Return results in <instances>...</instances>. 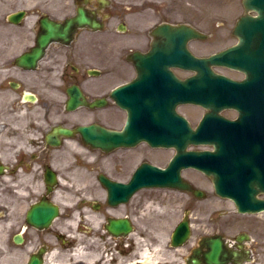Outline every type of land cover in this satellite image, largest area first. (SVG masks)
Wrapping results in <instances>:
<instances>
[{
	"label": "flooded vegetation",
	"instance_id": "af4514ba",
	"mask_svg": "<svg viewBox=\"0 0 264 264\" xmlns=\"http://www.w3.org/2000/svg\"><path fill=\"white\" fill-rule=\"evenodd\" d=\"M123 1L0 0V264L140 262L158 245L155 204H173L176 191L218 203L208 231L186 244L190 253L206 252L213 238L225 264H264V222L240 226V216L264 212H241L204 172H180L202 198L138 188L145 165L164 179L179 153L213 152L232 157L237 182L264 201V22L240 26L259 16L245 0L217 6L219 17L235 19L210 18L205 0ZM124 35L134 41L122 43ZM135 110L150 114L156 144L103 149L85 140L138 137L143 120L136 132L129 126ZM206 118L208 130L193 140ZM242 167L252 169L244 180ZM167 246L175 249L169 238Z\"/></svg>",
	"mask_w": 264,
	"mask_h": 264
},
{
	"label": "water",
	"instance_id": "95a60500",
	"mask_svg": "<svg viewBox=\"0 0 264 264\" xmlns=\"http://www.w3.org/2000/svg\"><path fill=\"white\" fill-rule=\"evenodd\" d=\"M246 10L249 11L250 8L258 11L259 16L253 17L250 15L243 16L241 18L240 26H242L247 21L257 20L259 22H264V1L262 0H245L244 1ZM78 24L80 26L87 24V21L83 18L78 20ZM73 25V23H70ZM69 28V27H68ZM67 28V29H68ZM66 31V30H65ZM51 35V33H49ZM229 53H223L220 55L213 56L208 60V63H215L217 60L221 58H226ZM208 75L211 77H217L210 70H208ZM209 98H207V101ZM192 101L201 102L202 100L199 96H192ZM143 120V134L138 131V137H126L124 134L119 132H112L111 134V146L108 148H116L121 146H126L128 144H136L139 141H146L151 145H154L158 142V139L152 135V125L154 121H152L151 116L148 112L145 111V118L142 119L141 114L138 110H135L132 113V117L129 123L130 128L136 132V125L141 124ZM208 119L206 118L202 123L201 127L195 132H192V139H196L199 137L200 133L208 130L207 127ZM179 125L176 124V129H172V131H178ZM187 130H189L187 128ZM84 138L87 142L97 141L100 142V146L106 148L104 145L105 137L104 135L99 136H91L88 133H84ZM146 165L143 171V174L138 177L139 187H170L177 190H185L192 192L196 196L202 197V192L199 189H195L190 183L184 181L181 178V168L182 167H192L196 168L200 171H203L208 176L212 177L215 189L217 193L222 196L229 197L235 200L238 208L242 212H250L257 213L264 211V201H258L256 199H252L251 195L248 194V188L244 187V184L241 182H237V169L232 157L229 159L222 160L221 156L218 153L213 152H191V153H179L175 159L172 161L170 166V172L164 171L163 173H168L164 179L162 177H158L155 169L153 167ZM240 180L246 179V174H252V169H247L242 167L239 170ZM237 184L243 185L242 192L239 196H237ZM191 235V227L189 222V216L186 213L184 219L179 223L176 227L173 236H172V245L174 247L183 246L190 238ZM206 247L208 250L206 252H202L197 249L193 251V254L187 258V264H225L223 262V252H222V244L219 240L215 239H207Z\"/></svg>",
	"mask_w": 264,
	"mask_h": 264
},
{
	"label": "rangeland",
	"instance_id": "374dc122",
	"mask_svg": "<svg viewBox=\"0 0 264 264\" xmlns=\"http://www.w3.org/2000/svg\"><path fill=\"white\" fill-rule=\"evenodd\" d=\"M119 2H124L123 0H114ZM206 4L208 15H210V18L214 19H235L238 14H231L228 17L225 16V14L222 12V17H219V8L217 6L219 4L230 6L231 4H235L234 0H205L204 2ZM224 9L228 11V8L225 6ZM238 10V9H237ZM224 11V10H221ZM241 12V9L239 10ZM128 41H134V37L131 35H124L122 39V43H126ZM176 200L173 202V204L169 202L159 201L155 205H159V215H160V233L158 235V245H155L156 248L153 249L154 253L156 251L159 252V259L158 264H186V257L189 255L188 247H182V248H176L174 250L168 251V238L170 239V235L173 230V226L176 225L182 220L185 214V210L189 209L191 210L190 217L191 221L193 223V234L195 236L202 235L204 232L208 231L206 228H204L203 223L208 218V213L213 211L218 205V203L214 202V200H210L208 202L200 201L197 203H194L188 199H185L186 196L175 192ZM192 202V203H190ZM247 219L254 222H264V214L260 216H252V217H246L240 216V226H244L246 224ZM169 220V226L164 227V232H162L163 226L162 223L165 221L167 222ZM114 252V250H113ZM168 261V263H167Z\"/></svg>",
	"mask_w": 264,
	"mask_h": 264
},
{
	"label": "bare ground",
	"instance_id": "6f19581e",
	"mask_svg": "<svg viewBox=\"0 0 264 264\" xmlns=\"http://www.w3.org/2000/svg\"><path fill=\"white\" fill-rule=\"evenodd\" d=\"M85 250H86V248H85ZM82 253H84L85 260H88V261L91 260V258H89V253L87 251H85V252L82 251L80 254H82ZM140 259H141L140 262H137V263L131 262L128 264H158L157 262L159 259V252L156 251L154 253V251L149 252L147 249H143L141 252Z\"/></svg>",
	"mask_w": 264,
	"mask_h": 264
}]
</instances>
